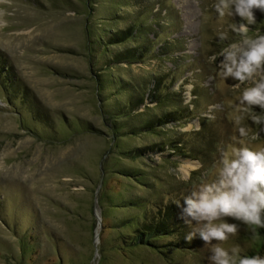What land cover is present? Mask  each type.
<instances>
[{
	"label": "rangeland",
	"instance_id": "obj_1",
	"mask_svg": "<svg viewBox=\"0 0 264 264\" xmlns=\"http://www.w3.org/2000/svg\"><path fill=\"white\" fill-rule=\"evenodd\" d=\"M215 3L0 0V264H208L199 238L161 254L135 238L122 246L174 201L181 217L183 197L209 178L220 151L241 139L264 148L251 119L261 110L239 104L259 77L233 87L216 75L222 58L209 60L242 39L230 25L247 21L220 18ZM254 15L251 38L264 35V13ZM126 53L131 60L117 63ZM178 219L159 246L191 230ZM227 222L239 230L224 248L264 256L259 229L253 239Z\"/></svg>",
	"mask_w": 264,
	"mask_h": 264
},
{
	"label": "clouds",
	"instance_id": "obj_2",
	"mask_svg": "<svg viewBox=\"0 0 264 264\" xmlns=\"http://www.w3.org/2000/svg\"><path fill=\"white\" fill-rule=\"evenodd\" d=\"M214 9L220 18L238 16L247 21L230 25L242 39L223 47L209 60L214 62L222 58L216 75L223 81L231 78L239 82L233 87L259 77L253 86L244 88L239 104L242 112H249L254 106L261 110L260 113L252 111L251 119L264 131V35L247 36L249 25L255 23V11L264 13V0H216ZM227 39V32L219 34L220 41ZM242 119L243 116H238L236 123ZM238 131L244 138L250 129L239 127ZM257 138L259 133L251 137ZM232 139L236 141V137ZM239 143L240 146H233L230 152L220 151L209 178L193 183L188 195L183 197L180 218L191 229L185 240L191 242L199 238L203 242L210 253L208 264H264V256L241 255L244 250L238 244L230 249L222 246L239 230L238 224L227 222L228 218L251 228L253 239L258 236L256 230L264 228V148L254 151L242 139ZM174 203L181 206L180 201Z\"/></svg>",
	"mask_w": 264,
	"mask_h": 264
},
{
	"label": "trees",
	"instance_id": "obj_3",
	"mask_svg": "<svg viewBox=\"0 0 264 264\" xmlns=\"http://www.w3.org/2000/svg\"><path fill=\"white\" fill-rule=\"evenodd\" d=\"M133 29L128 30L126 32H121L117 35H113L114 38L111 40H121L120 42H123L126 38H129V36L132 34ZM111 42V41H110ZM121 57L120 60H131L128 59L130 56L126 53V54H121L119 56L115 57V60H117L116 62L118 63L119 58ZM6 73V70L4 69V74ZM0 74L2 75L3 73L0 72ZM2 83L3 86H7L9 84H11V81L9 78H7V74H6V78L5 76L2 79ZM8 90V89H7ZM172 116V115H171ZM175 120V119H173ZM137 154L136 150H133L132 152L129 153V155H134ZM179 213L178 212V208L175 207V204H173V206L171 207L170 205L168 207H166V209H163L161 216H156V218L154 220H148V223L144 222L142 223L143 226H141V229H135V231L133 232L132 235H128V237H130L129 241L125 244L126 245H121L122 247L125 246H137V245H141V246H145L147 248H150L151 250H155L157 251L159 254H161L159 251L160 250H164V249H169V248H173V249H186V248H190L189 243H187V241L185 240V237L183 234H180L179 237H176L178 240V243H176L175 241H170V243H173V245H164L163 247L159 246L160 244L157 243L158 241V237L159 236H168L171 234H175L177 233V231H175V229H179L178 227V223H180V220L178 218L179 217ZM150 221V222H149ZM259 232L263 235L264 239V228H260ZM136 239V241L138 243H136L137 245L131 243L132 239ZM157 238V239H156ZM170 238V237H169ZM180 239V240H179ZM177 245V246H176ZM182 247H179V246ZM163 255V254H162Z\"/></svg>",
	"mask_w": 264,
	"mask_h": 264
},
{
	"label": "bare ground",
	"instance_id": "obj_4",
	"mask_svg": "<svg viewBox=\"0 0 264 264\" xmlns=\"http://www.w3.org/2000/svg\"><path fill=\"white\" fill-rule=\"evenodd\" d=\"M198 168H199V164L196 163L188 164L183 168V172L185 175L188 176L190 171L197 170Z\"/></svg>",
	"mask_w": 264,
	"mask_h": 264
}]
</instances>
